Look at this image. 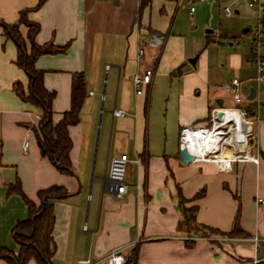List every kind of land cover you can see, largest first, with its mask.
<instances>
[{"label":"crops","instance_id":"crops-1","mask_svg":"<svg viewBox=\"0 0 264 264\" xmlns=\"http://www.w3.org/2000/svg\"><path fill=\"white\" fill-rule=\"evenodd\" d=\"M38 2L39 0H0V72L3 76L0 81V84H3L1 91L13 93L11 99L15 100L16 92L13 86L17 81L22 83L26 91L28 90V76L14 62L17 57L16 44L4 35L3 26L18 23L21 13L30 9L26 17L40 25L35 37L36 43L48 48L38 57L36 66L46 71L44 75L46 88L56 91L53 101L54 121L58 122L63 113L71 108L74 74L82 73L86 80L87 97L82 112L89 96L94 98L99 94L98 89L106 72L107 84L104 85L103 97L107 95L106 85L110 83V95L115 99L114 109H124L129 113L126 117L113 115L116 118L114 133L123 143L133 141L134 156L131 158H140L144 141L138 137L143 114L140 111L132 112L134 101L137 104L144 93L137 94L133 78L137 72L145 68L157 69L161 54L164 53L170 37L160 51L158 62L153 53L154 63L141 68L137 62V42L145 26H152L150 22L143 23V20L144 11L153 5V0L148 5L144 4V0H45L41 7L34 9ZM222 2L225 7L231 3L236 6L247 0L237 2L219 0L217 3L212 0V4L219 7ZM165 3L161 2V5L165 6ZM235 10L236 13H240L239 8L236 7ZM20 31L26 35L27 27L21 26ZM66 44H69L68 47L62 50L61 47ZM50 48L52 51L48 52ZM108 65L109 70H107ZM253 72L255 75V68ZM254 75L245 80H249ZM236 77L242 80L239 76L233 78ZM252 87L254 85L249 87L248 95L252 94ZM216 93L213 92L212 95L205 93V105L195 110L188 119H183L180 130L201 122L208 123L211 108L218 105L217 100L222 98L225 104V98L217 96ZM214 98H216L215 102H213ZM16 103L23 106L22 112L18 111L21 113L11 111L2 114L21 115L13 119V124L16 122L28 126L39 124L42 113L39 108L26 101L22 104ZM246 103L250 104V102ZM27 107L32 108L33 111L26 109ZM262 111L261 114L264 113V107ZM26 130L27 127L24 130L25 134ZM69 132L73 140L70 152L73 164L74 151L77 149L75 147L83 144L84 124L81 118L78 124L69 127ZM2 136L6 144L8 136ZM122 141L119 142L121 147H123ZM178 146L177 155L155 156L146 145L150 159L147 164L141 161L134 162L139 172L138 179L136 182L128 181L129 192L125 198L120 203H115L110 197H106L105 200L101 196V202L94 209L93 215L91 209L89 210V219H93L92 230L88 229V221L80 227L79 207L70 206L67 214L58 217V205L69 197L57 201L53 236L55 242L60 240L62 256H58L55 249L54 264H81L80 261L85 259L99 260L125 244H133L134 247L131 249L136 247V251L130 252L133 256L137 254V264H236L240 259L255 256L264 259V254L259 255L260 244H264V204L258 202V198L264 199V115L256 126L255 146L249 148L251 154L259 157L257 164L251 160L238 161L232 164V169L229 171H220L216 164L209 161H193L187 164L180 156V132ZM22 150L27 155L26 158L33 159L49 175L41 183H37L33 190H28L33 197L23 190L31 199L37 202V192L53 185L67 188L60 171L47 157L41 155L35 139L27 149L24 144ZM120 153H127L130 156L125 149L116 150L113 155ZM87 155L88 153L86 157ZM106 184L105 182L103 186L104 192L116 199L106 189ZM177 186L180 187L183 196L189 200L188 205L197 206L194 215V224L197 227L204 230L211 227L229 233L237 222L238 227L248 235L232 236L220 233L219 236L215 234L203 236L200 235L201 231L197 234L180 226L183 214ZM201 190H205V193L195 198ZM85 232H90L89 236ZM255 237L259 238V242H254ZM187 241H190V246L186 244ZM231 242L238 244L233 246L230 245ZM243 242H248L249 249L242 248L245 247L240 244ZM56 243L58 252L59 241ZM54 260H57V263ZM0 264L9 263L0 258ZM26 264L40 263L35 258H31Z\"/></svg>","mask_w":264,"mask_h":264},{"label":"rangeland","instance_id":"rangeland-1","mask_svg":"<svg viewBox=\"0 0 264 264\" xmlns=\"http://www.w3.org/2000/svg\"><path fill=\"white\" fill-rule=\"evenodd\" d=\"M151 1L144 0V4L148 5ZM163 1L166 2L165 6L161 5ZM223 3L219 7L213 5L212 0H207L196 4V12L192 13L189 12L190 5L186 1L178 7L174 0H153V5L144 11L143 23L150 22L152 26L163 32L154 29L151 25L145 26L144 31L141 32V37L145 39L143 46L146 49L145 58L142 62L137 61L141 68L154 63L153 53L158 62L160 51L166 44V40H163L162 36L166 34L167 39L170 36L157 65L153 83L143 88L144 95L137 101V104L134 101L132 112H142V124L138 138L144 141L146 133L148 148L155 156L177 155L179 132L183 125L181 121L188 119L195 110H199L202 105H205V93L212 95L213 92H217V96L225 98L227 106H232L231 96L222 88L223 84L229 83L233 77L239 76L242 79L244 94H247L250 86H256L255 79H252L254 76L245 80L254 75V67L249 60L252 52L247 41V33H244V30L256 25L257 13L248 6L247 2H241L234 5V8L240 9V13L235 12L232 17H227L223 11ZM31 23L29 25L22 23L19 26V30L21 26L27 27L26 35L21 31L20 34L30 51L32 45L29 42L28 34L33 30L30 26ZM151 37L162 39L161 45L157 48L151 46L149 44ZM196 56H198V60L194 66L189 60ZM106 76L105 72L97 97L89 96L85 109L83 108L81 112L80 118L84 124L83 144L75 147L77 149L73 155L74 175L60 172L66 181L64 185L67 186L72 196L61 201L58 205V217L61 214L63 216L67 214L70 206L79 207L80 227L88 221L90 230H92L93 219H89V210L91 209V215H93L94 209L101 202V196L105 200L106 197H110L115 203H120L123 200H116L103 190L104 178L108 174L111 156L116 150L122 149L128 151L130 157L134 156L133 141L123 143L114 133L116 118L112 111L116 106L114 97L110 95V83L106 85L107 95L105 98L103 97L104 85L107 84ZM2 79L3 76L0 72V81ZM2 85L0 84V246H5L18 255L21 247L13 237V227L18 221L28 218L29 211L24 199L9 189L10 184H15L17 179H20L23 190L29 194L28 190H33L37 183H41L49 175L33 159L26 158L27 155L22 150L26 140H29V144L31 142L33 144L34 139L38 143L34 129L39 128V124L28 126L23 123H12L14 118L21 116L14 113L22 112L23 109V106L17 105L16 102L22 104L23 101L16 93H14L16 101L12 100L13 93L1 91ZM93 87L97 89L95 86ZM146 100H148V104L144 113ZM26 109L33 111L30 107ZM11 111H14L11 115L4 116L2 114ZM263 115L264 113L261 114V116ZM204 124L206 122L196 125ZM23 132L24 138L22 137ZM2 135L8 136L6 144ZM120 141H122L123 147L119 144ZM88 143L89 147L87 148ZM38 146L41 155H43L39 143ZM86 153H88L87 157ZM138 174L136 164L133 161L129 162L126 182L128 183L130 180L136 182ZM29 196L33 197L30 194ZM38 203L39 200L37 205ZM183 206L188 210L187 219L184 220V216L182 218L183 224L186 225L183 226L184 228L190 229L191 232L195 231L197 234L202 232L200 235L203 236H207V234L220 235L209 229L204 230V228L197 227L193 220L189 221L188 218L193 216V205H188V202H185ZM85 233L87 236L90 234V232ZM57 241H59L60 249L57 252V246L56 253L61 257L62 245L60 240ZM237 244L238 242L230 243L233 246ZM240 244L245 246L242 248L249 249L248 242ZM263 246V243L260 244V256L264 254ZM54 261L57 263V260Z\"/></svg>","mask_w":264,"mask_h":264},{"label":"trees","instance_id":"trees-1","mask_svg":"<svg viewBox=\"0 0 264 264\" xmlns=\"http://www.w3.org/2000/svg\"><path fill=\"white\" fill-rule=\"evenodd\" d=\"M45 0H39L37 6H42ZM28 10L21 13L20 21L16 24H4V35L11 39L17 47V57L14 61L16 65L22 68L28 76L29 84L26 91L20 81H17L13 88L17 95L26 102L33 104L41 110V117L39 121V128H35V133L38 138L43 156L47 157L50 162L62 173L67 175H74L73 164L70 152L73 147V140L69 132V127L80 122V113L87 97L86 80L82 73L74 74L72 80L71 91V108L63 113V117L55 122L53 120L54 109L53 101L56 97V91L48 90L44 84L45 70L39 69L36 66V61L40 55L45 51L46 46H40L36 43L35 37L40 30V25L36 22L31 23L26 17ZM30 24L33 30L29 32L28 39L32 45L31 51L28 50L27 44L20 34L19 26L21 24ZM167 42V35L162 36ZM69 44L62 46L65 50ZM56 50V49H53ZM52 51V48L48 52ZM181 72V71H180ZM148 101V100H147ZM147 101L145 104V112L147 109ZM146 133L144 134V148L140 153V161L147 164L150 159V154L147 152ZM11 191L18 193L25 201L29 217L20 220L13 227V237L20 244V252L18 255L5 247L0 246V258L8 261L9 264H26L29 259L35 258L40 264H54L53 256L56 249V242L53 236V230L56 223L55 204L59 200H64L70 197V192L65 186L53 185L37 192L39 203L31 199L22 189L20 180L15 184H10ZM178 195L180 197V208L187 219V209L184 208V203L189 200L186 199L180 187L177 186ZM205 190H201L195 198L201 197ZM37 209V210H36ZM193 216L188 218L189 221H195V211L197 206L194 205ZM184 220L180 221V226ZM214 233H222L226 235H248L242 228L238 227L236 222L234 229L229 233L220 232L218 229L208 227ZM188 246L191 245L187 241ZM136 251V247L133 249ZM129 264H137V254L133 256L130 254Z\"/></svg>","mask_w":264,"mask_h":264},{"label":"built area","instance_id":"built-area-1","mask_svg":"<svg viewBox=\"0 0 264 264\" xmlns=\"http://www.w3.org/2000/svg\"><path fill=\"white\" fill-rule=\"evenodd\" d=\"M178 7L184 1L190 5V12L194 13L196 4L207 0H175ZM219 0H215L217 3ZM239 0H234L237 2ZM247 4L257 13V22L247 33V41L251 49L249 60L255 68L256 86L255 95L244 94L242 90V80L238 77L233 78L229 83L222 86L233 101L232 106L215 105L211 108L210 118L203 126H186L180 130V148L185 146L191 154L195 156L194 161H209L216 164L220 171H229L232 164L238 161L251 160L259 163V157L251 154L249 148L256 143V126L261 120V112L264 107V0H247ZM227 17H232L236 10L231 3L223 8ZM163 39V38H162ZM159 37H151L149 44L158 47L162 43ZM144 38L139 37L137 42V60L142 62L146 56V49L143 46ZM164 40V39H163ZM110 66H107V70ZM155 68H145L137 72L133 78V84L137 94H143V88L153 83ZM93 94V92H91ZM105 97V96H104ZM246 102H250L247 104ZM113 115L116 117H126L129 115L127 110L114 109ZM29 134V133H27ZM202 139L201 153L189 147L187 139ZM250 138L254 142H250ZM199 143V142H198ZM29 140L25 142V148L29 146ZM140 163V159H132L127 153L113 155L110 159L108 169V180L106 189L112 193L117 200L125 198L129 192V185L126 182V173L129 162ZM260 204H264L263 198H258ZM254 242H259L255 237ZM134 245L125 244L112 250L107 256L99 260L85 259L81 264H129V257ZM131 251V252H130ZM264 259L253 258L240 259L236 264H263Z\"/></svg>","mask_w":264,"mask_h":264},{"label":"water","instance_id":"water-1","mask_svg":"<svg viewBox=\"0 0 264 264\" xmlns=\"http://www.w3.org/2000/svg\"><path fill=\"white\" fill-rule=\"evenodd\" d=\"M249 29L250 28H246L245 30H244V33H248L249 32ZM48 48H45V50H47ZM197 60H198V56H196L195 58H191L189 61H190V63L192 64V65H196V63H197ZM251 97H254V95H255V93H256V91H255V88L254 87H252L251 88ZM217 104L219 105V106H222L223 105V99L222 98H219L218 100H217ZM250 142L251 143H253L254 142V139L253 138H250ZM180 156H181V159H182V161L184 162V163H191V162H193L194 160H195V156L193 155V154H191L190 152H188V150H187V148L185 147V146H182L181 148H180ZM105 182L108 180V177L106 176L105 178Z\"/></svg>","mask_w":264,"mask_h":264},{"label":"bare ground","instance_id":"bare-ground-1","mask_svg":"<svg viewBox=\"0 0 264 264\" xmlns=\"http://www.w3.org/2000/svg\"><path fill=\"white\" fill-rule=\"evenodd\" d=\"M189 142V147L195 149L196 152H200L201 153V147H198L199 144L202 143V139H187ZM199 142V143H198Z\"/></svg>","mask_w":264,"mask_h":264}]
</instances>
